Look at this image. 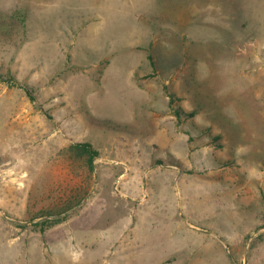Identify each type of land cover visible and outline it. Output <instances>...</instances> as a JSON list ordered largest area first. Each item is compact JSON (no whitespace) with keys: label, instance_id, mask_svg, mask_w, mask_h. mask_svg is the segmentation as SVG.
I'll use <instances>...</instances> for the list:
<instances>
[{"label":"rangeland","instance_id":"374dc122","mask_svg":"<svg viewBox=\"0 0 264 264\" xmlns=\"http://www.w3.org/2000/svg\"><path fill=\"white\" fill-rule=\"evenodd\" d=\"M0 74V264H264V0H0Z\"/></svg>","mask_w":264,"mask_h":264},{"label":"trees","instance_id":"16d2710c","mask_svg":"<svg viewBox=\"0 0 264 264\" xmlns=\"http://www.w3.org/2000/svg\"><path fill=\"white\" fill-rule=\"evenodd\" d=\"M150 58V56H149ZM0 81L5 83H11L14 81L12 77H4L3 74H0ZM15 82V81H14ZM16 83V82H15ZM25 91L28 96H31V91L25 86ZM33 100V98L31 97ZM66 153L68 156L74 160H77L86 167L88 174L92 175L94 172V161L99 157V151L93 147L91 143L88 142H81V143H74L67 147ZM80 203V199L77 202ZM76 203V204H77ZM74 207L72 202H67L58 210H51L47 213H41L39 217H54L50 220H43L39 223H36L37 226L44 225L46 227H51L53 225H57L66 220L67 215L66 213L69 212Z\"/></svg>","mask_w":264,"mask_h":264},{"label":"bare ground","instance_id":"6f19581e","mask_svg":"<svg viewBox=\"0 0 264 264\" xmlns=\"http://www.w3.org/2000/svg\"><path fill=\"white\" fill-rule=\"evenodd\" d=\"M137 178H138V176H137ZM137 178H136V180H137ZM124 180V179H123ZM129 180V179H128ZM130 181V180H129ZM138 181H140V180H138ZM139 184V183H138ZM138 186V185H137ZM145 191V190H144ZM145 193V192H144ZM137 195V194H136ZM141 195V194H140ZM138 196V195H137ZM146 198V197H145ZM148 199V198H147ZM144 201V200H143ZM145 201H146V199H145ZM150 201V200H149Z\"/></svg>","mask_w":264,"mask_h":264}]
</instances>
